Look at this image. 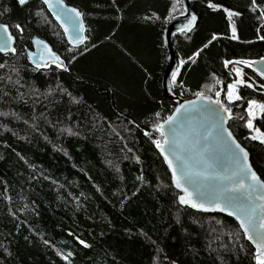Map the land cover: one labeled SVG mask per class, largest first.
I'll return each mask as SVG.
<instances>
[{"label": "trees", "instance_id": "trees-1", "mask_svg": "<svg viewBox=\"0 0 264 264\" xmlns=\"http://www.w3.org/2000/svg\"><path fill=\"white\" fill-rule=\"evenodd\" d=\"M63 1L82 14L78 47L38 0H0L15 40L0 54V264H257L234 219L177 203L155 144L174 97L222 89L227 127L264 182V144L247 126L264 135V110H246L264 104V82L239 63L264 57V0H189L197 22L171 35L169 95L163 27L180 0ZM32 35L64 69L27 62ZM234 64L255 84L229 100Z\"/></svg>", "mask_w": 264, "mask_h": 264}, {"label": "water", "instance_id": "water-1", "mask_svg": "<svg viewBox=\"0 0 264 264\" xmlns=\"http://www.w3.org/2000/svg\"><path fill=\"white\" fill-rule=\"evenodd\" d=\"M16 1L18 3V0ZM38 1L60 28L66 42L73 47L82 45L83 42L77 41V36H85L82 14L80 17H76L70 11L75 7L66 4L63 0L62 3L61 0H49L48 4L44 3V0ZM180 1L184 9L183 13L168 20L163 27V39L167 48L168 61L162 72L160 85L166 95H169L170 92L169 77L176 66V58L171 47V35L190 32L197 22V16L191 9L189 0ZM75 9L79 11L77 8ZM193 16L196 18L195 21L190 27H187ZM81 23L83 30L79 31ZM0 24L7 25L2 22ZM8 34L11 35V40H8ZM8 34L0 29V46L7 42L8 49L0 54L12 52L15 40L10 29ZM39 41L43 43H39ZM29 44L30 46L24 48V56L31 66L45 67L52 64L62 69L65 68L63 60L46 40L38 35H32L29 38ZM49 49L54 56L59 57V60L49 54ZM249 64H251V67L248 66L249 70L264 82V75L261 74L264 73V57L254 59ZM218 87H220V83H218ZM222 92V89L217 90L213 97L199 98L197 95L185 98L174 97L171 111L160 124L162 126L159 128L161 147H157L155 144V149L169 173L172 187L178 191L177 203L201 212H218L227 215L234 219L245 234L240 222L243 219L245 225L249 226V234L253 236V239L250 240L245 234L254 248L256 258L258 255L257 243H259L257 234L264 233V229L260 228V224L264 223V199H262L264 188L251 179V173L247 171V166H250L251 171L255 172L260 183L264 182L252 167L249 155L246 166L243 153L235 146V144H239L247 152L227 127V116L220 102ZM169 117H172L170 121ZM166 121L168 122L165 123ZM165 155L172 161L171 168ZM173 168L176 169L175 177ZM176 178H179L181 188L176 187ZM184 188H187L191 193L192 200L202 207H193L190 203L180 202L179 198L185 196ZM221 209L224 210L221 211ZM238 216L240 219L237 218ZM249 217H251V225H249ZM253 227L255 231H252Z\"/></svg>", "mask_w": 264, "mask_h": 264}, {"label": "snow or ice", "instance_id": "snow-or-ice-1", "mask_svg": "<svg viewBox=\"0 0 264 264\" xmlns=\"http://www.w3.org/2000/svg\"><path fill=\"white\" fill-rule=\"evenodd\" d=\"M27 2V0H18V3L20 5H24L25 3ZM44 3L48 4L49 3V0H44ZM61 3H62V0H61ZM253 4H255V0H253ZM51 7V5H49ZM212 6V5H210ZM70 11L72 13L75 14L76 17H80L81 16V13L79 11H77L75 8H72L70 9ZM227 11V10H226ZM232 15H238V13H231L229 12V16L231 17ZM59 19V17H57ZM195 16L192 17V19L189 21L188 23V26L187 27H190L191 24L195 21ZM16 28L20 29L21 31H23V29L21 28V26L19 24L16 25ZM0 29L3 30V32L5 34H8L9 32V26L7 25H4V24H0ZM83 30V25L82 23L80 24V27H79V31H82ZM216 37L213 36V39H215ZM233 39H236L237 37L235 36V28H233ZM264 38V37H262ZM85 39V37H82V36H77V41L78 42H83V40ZM8 40H11V35L8 34ZM39 43H43L42 41H39ZM45 47H47L45 45ZM205 47H207V45H205ZM7 42H5V44L3 46H0V52H3V51H7ZM12 51H15V49H12ZM49 51V54L50 55H53L54 54L51 52V49L48 50ZM199 53H196L194 55H198ZM54 58L56 60H59V57L58 56H54ZM192 57H189V60H191ZM185 62L184 61H180V64L183 65ZM228 63H231L229 61H226L225 64L227 65ZM239 63H244V64H248L249 67H251V64H249V62L247 61H239ZM3 65H0V67H2ZM60 66V65H58ZM233 71H235L237 73V75H240L241 74V70L240 69H233ZM178 74V72L174 71L173 74H172V78L173 80H175V77L176 75ZM262 75H264V73H261ZM244 83L243 80H237L235 82V84H230L228 85V89H229V92H228V97H229V100L231 99H239L240 97L238 95H235V92H236V87L235 85H238V84H242ZM249 87H251V85H248ZM217 95H219V93H217ZM197 96L199 98H203V93H197ZM216 103H219V101H216ZM255 102L254 101H250L249 104H250V111H249V114L250 115H254L255 113L251 111V105L254 104ZM260 109L261 110H264V104L262 105H259ZM177 111H179V109H177ZM225 111H228L227 109H225ZM159 115V114H157ZM172 119V117H169V121ZM168 121H166L165 123H167ZM162 127V126H158L157 130H159V128ZM248 127L251 128L252 127V121L249 120L248 121ZM229 136H231V133H229ZM252 139H260L262 143H264V135H259V136H253ZM157 143V147H161L159 141L156 142ZM165 143H167V141H165ZM233 143L235 144V141L233 140ZM236 148H238L240 150L241 153H243V159L245 161V165H246V162H247V152L244 151L243 148L240 147L239 144H235ZM161 150L163 151V148H161ZM165 159L166 161L168 162L169 164V167L171 168L172 167V161L170 159H168V156L165 155ZM247 166V165H246ZM247 171L249 173H251V179L256 182L257 184L260 185L261 188H264V183H260L259 181V178L256 176L255 172H252L251 171V167L250 166H247ZM175 172H176V169L173 168V175L175 177ZM176 187L177 188H181L182 185L180 183V180L179 178H176ZM241 187H243V184H241ZM184 192H185V196H181L179 199H180V202L183 203V204H192L193 207H202V205L200 204H197L195 201L192 200L191 198V193L188 192V189L187 188H184L183 189ZM235 190V189H233ZM187 197V198H186ZM262 199H264V197H262ZM224 209H221V211H223ZM232 214V213H230ZM238 219H240V217L238 216L237 217ZM249 220V225H251V217L248 218ZM241 222V227L244 228L245 230V234L248 236V238L250 240L253 239V236L249 234V226H246L245 225V221L243 219L240 220ZM260 228L261 229H264V223H261L260 224ZM252 231H255V228L253 227L252 228ZM259 236V243H257V253L258 255L256 256V260H257V264H264V233H258L257 234ZM255 242V241H254ZM81 243H83V241H81Z\"/></svg>", "mask_w": 264, "mask_h": 264}, {"label": "rangeland", "instance_id": "rangeland-1", "mask_svg": "<svg viewBox=\"0 0 264 264\" xmlns=\"http://www.w3.org/2000/svg\"><path fill=\"white\" fill-rule=\"evenodd\" d=\"M229 18H230V17H229ZM229 24H230V27L233 26V24L231 23V20H230ZM232 30H233V29H232ZM179 63H180V62H179ZM230 68H231L232 73L234 74V81L231 82L230 84H235V82H236L237 80H243L244 83H242V84H246V85L254 86L255 83H254V82H253L248 76H246V75L243 73L242 68H241L240 65H238V64H234V65H232ZM233 69H240V70H241V74H240V75H237V73H236L235 71H233ZM244 77H247L249 80H248V81H245V80H244ZM173 81H174V80H173V78H172V82H173ZM230 84H229V85H230ZM242 84H238V85H242ZM238 85H235V87L238 86ZM228 92H229V89H228V86H227V89H226L225 92H224L225 97H228ZM246 110H247V113H248V115H249V118L252 117V116H255L256 114H258V113L261 111L259 105H256L255 103L251 105V111L255 110V111H254V113H255L254 115H250V114H249V111H250V104H249V103L247 104ZM247 126H248V123H247ZM248 128H249V127H248ZM250 129H251V132H250V137H251V138H252L253 136L263 135V134H261V133H260L257 129H255V128H252V127H251ZM255 140L261 142L260 139H255ZM263 144H264V143H263Z\"/></svg>", "mask_w": 264, "mask_h": 264}, {"label": "built area", "instance_id": "built-area-1", "mask_svg": "<svg viewBox=\"0 0 264 264\" xmlns=\"http://www.w3.org/2000/svg\"><path fill=\"white\" fill-rule=\"evenodd\" d=\"M195 95H197V93H193L191 96H195ZM191 96H189V97H191ZM179 98H185V97H180V96H178ZM255 110H253L252 112H254Z\"/></svg>", "mask_w": 264, "mask_h": 264}]
</instances>
